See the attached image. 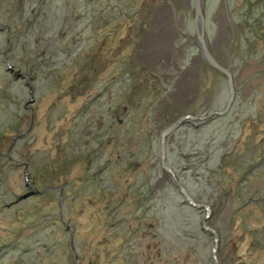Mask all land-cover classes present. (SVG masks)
<instances>
[{
    "label": "rangeland",
    "instance_id": "1",
    "mask_svg": "<svg viewBox=\"0 0 264 264\" xmlns=\"http://www.w3.org/2000/svg\"><path fill=\"white\" fill-rule=\"evenodd\" d=\"M194 3L0 0V264L215 263L160 159L167 125L229 97ZM204 7L237 95L171 132L167 163L221 264H264V0Z\"/></svg>",
    "mask_w": 264,
    "mask_h": 264
},
{
    "label": "water",
    "instance_id": "2",
    "mask_svg": "<svg viewBox=\"0 0 264 264\" xmlns=\"http://www.w3.org/2000/svg\"><path fill=\"white\" fill-rule=\"evenodd\" d=\"M205 0H195L194 6H193V19H194V26L196 29V39L197 40V46L198 50H200V56L202 59L207 61V63L212 67L214 70L220 72L221 74L225 75L227 81H228V91H229V97L227 99V103L222 109H214L210 113H204V115L199 116L196 114H186L181 116L179 119L172 121L171 124L167 125L166 128L161 133V142H160V148H161V165L163 169L170 173L172 177H174L178 184V189L180 190L181 194L184 197V200H186V203H188L190 206L199 209H205L207 211V216L205 218V221L203 222V228L205 231H210V233L214 237L215 246L213 248L214 252V264H221L218 258V249L220 244V235L216 229H214L212 226L207 225V219L210 218L211 215V209L210 206L204 203L198 202L196 199L193 198L190 191L186 188L185 185L181 184L175 169H172L168 163H167V148H166V141L168 136L171 134V132L177 130L178 128L182 127L183 124L190 121H197V122H203V121H209L212 120L216 116H224L228 114V112L231 110V108L234 105V100L237 95L236 91V84L234 81V72L231 70L228 66L224 65L223 63H220L219 60H217L216 56L213 54L212 50H210V44L209 39L207 36V29H206V21L205 18ZM6 60V59H5ZM7 61V60H6ZM77 258V256H76ZM79 262V261H78Z\"/></svg>",
    "mask_w": 264,
    "mask_h": 264
}]
</instances>
